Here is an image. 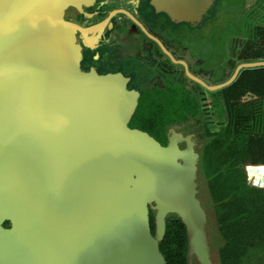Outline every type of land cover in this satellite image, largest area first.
<instances>
[{"label": "water", "instance_id": "obj_1", "mask_svg": "<svg viewBox=\"0 0 264 264\" xmlns=\"http://www.w3.org/2000/svg\"><path fill=\"white\" fill-rule=\"evenodd\" d=\"M76 1L0 0V264H167L159 242L169 213L186 225L190 259L195 190L182 167L195 159L172 138L165 147L128 126L139 93L123 75L82 74L79 28L62 19ZM197 3L176 0L171 16L193 22L209 9ZM170 56L211 92L264 67L240 64L208 86ZM150 209L159 210L155 236Z\"/></svg>", "mask_w": 264, "mask_h": 264}, {"label": "trees", "instance_id": "obj_2", "mask_svg": "<svg viewBox=\"0 0 264 264\" xmlns=\"http://www.w3.org/2000/svg\"><path fill=\"white\" fill-rule=\"evenodd\" d=\"M244 20L245 33L239 37L246 42L225 62L227 78L222 83L240 64L264 61V0H253ZM187 79L185 84L172 80L171 90L164 94L152 92L143 97L134 122L161 137L170 124L200 118L198 91L202 88ZM214 94L223 125L207 131L200 166L224 240L219 264H249L254 259L264 264V188L250 184L247 170L253 167L251 177L256 175L255 182L264 186V169L257 168L264 167V67L242 70L231 85ZM170 108L171 119H167ZM150 228L155 236L152 212ZM159 249L167 264H189L186 227L178 217L166 222Z\"/></svg>", "mask_w": 264, "mask_h": 264}, {"label": "flooded vegetation", "instance_id": "obj_3", "mask_svg": "<svg viewBox=\"0 0 264 264\" xmlns=\"http://www.w3.org/2000/svg\"><path fill=\"white\" fill-rule=\"evenodd\" d=\"M107 1L108 0H89L85 2L83 0H77L71 7H69L65 11L62 19L73 23L79 28L74 31V34L79 45L80 70L82 74H90L91 72L96 73L100 76L109 74H121L125 79H127L128 89L135 90L139 93L138 106L128 126L132 129L142 130L141 127L143 125L136 124L134 122L136 118V112L139 108V105L141 104L142 98L152 92L164 94L168 90H171L172 80L174 81L178 79V81L182 84L187 83V81L182 80L183 73H185L184 67L180 64H177L182 68V75L180 74L179 67L171 68L172 65L170 63L172 59L170 55L174 57L173 53L169 48H167V45L165 43L166 41L155 35V33L151 32L150 27H157V25H162L161 27H163L166 26V23L169 22L170 24H172V26H201L205 23L206 17L214 8L217 0H198L197 7L201 10V12L208 7L209 9L203 12L205 13L203 16L198 14L191 17L193 22H177V19L171 16V7L174 6L176 0H129L130 2H134L133 4L138 11H131L127 7L122 6L120 8H117L116 10L106 12L105 3L107 4V6H110L109 4L112 0H109L108 3ZM124 1L127 2L128 0ZM160 19L166 21V23L164 22L163 24H160ZM120 30L124 31L123 33H127L128 31L135 32L136 36L135 38H132V40L141 43L142 46H145L143 51L155 60L154 62L156 65L154 64V66L152 68H149L150 70H148L151 73L152 77L157 75L154 80L151 81V83H147L145 78H139L136 73L131 74L128 72H124L121 67H113V65L115 64L112 63L114 62H112L111 64L105 62L104 56L101 53V49H108V47H120L121 50L118 55L124 58L122 56L124 52L123 45L120 41L118 42V34ZM120 33L122 34V32ZM113 34L115 35V37L113 36ZM236 39H239V41H236ZM240 40L245 39L242 37L233 39V42H236V44L238 45L234 53H236L245 44ZM178 60L181 61L182 59L178 58ZM155 69L157 71L153 72V70ZM168 73L173 75V78L165 81V75ZM201 88L202 89L198 91V100L201 107L200 118L188 122L175 123L173 125L170 124L165 130V136L160 137L149 133L159 143H161L162 146L165 147L171 145V138L173 140L177 139L178 143L182 145L183 148L186 147L189 149V151H191L192 159H195L194 163H191L189 159V162L191 164H186L182 167V170L184 172H190V174L192 175L195 190V195L192 199L193 209L187 208L185 212L186 215L192 214V218H186V221L190 223L189 225L193 230V234L195 233V237L193 236L191 256L190 259H188L189 264H202V258L204 256L202 254L205 252L206 254H208V260L212 261L209 246L208 215L206 214L198 199V176L199 168H201V155L204 144L206 142L207 131L214 132L216 130H219L223 125L224 118L223 114L220 112L217 106L218 99L214 96H212L210 99L207 94L211 91L206 90L202 86ZM198 120H200L203 125L205 124L207 128V130H200V132L203 133L202 135H204L205 137L203 139H201L199 135L197 136L195 127L191 126L192 123ZM174 133H177V135L175 136ZM193 210H196V213L199 210L204 212L203 218L199 219V217ZM151 212L153 213L156 235V218L158 217L157 215L159 210L150 209V213ZM171 216H176L179 219L181 218V215L177 213H169L167 215L168 218H171ZM189 253L190 250L188 245L187 256H189ZM206 256H204V259H206Z\"/></svg>", "mask_w": 264, "mask_h": 264}, {"label": "rangeland", "instance_id": "obj_4", "mask_svg": "<svg viewBox=\"0 0 264 264\" xmlns=\"http://www.w3.org/2000/svg\"><path fill=\"white\" fill-rule=\"evenodd\" d=\"M252 1L253 0H217L214 8L206 17L205 23L201 26H172L170 22L166 23V21L160 19V24L165 22L166 26L161 27L162 25H157V27H150V29L151 32L166 41L167 48L171 50L176 60L181 58L188 64L189 71L193 75L201 79L208 86H216L222 84L227 78L224 67L225 62L237 49L238 45L236 42H233V39L245 33L244 12L252 4ZM133 3V1L130 2L129 0L127 2L124 0H112L109 4L110 6H107L105 3V11L109 12L111 10H116L122 6L127 7L131 11H135L137 8ZM120 32H122V34ZM123 32L122 30L119 31L118 42L120 41L123 45L124 52L122 56L124 58L118 55L121 50L120 47H108V49H101L105 62L110 64L114 62L112 64L117 66L113 65V67H121L124 72L131 74L136 73L139 78H145L147 83H151L157 75L152 77L148 70L154 66L155 60L143 51L145 46L132 40V38L136 36L135 32ZM113 36L115 37L114 34ZM170 64L172 65L171 68L179 67L180 74L182 75V68L180 66L175 64L172 60ZM155 71L157 70H153V72ZM171 78H173V75L168 73L165 75L164 80L168 81ZM182 80L189 82L185 73H183ZM215 92L216 91L209 92L207 94L210 99L215 95ZM165 118L171 119V108L167 110ZM191 126L195 127L197 136L199 135L201 139L205 138L200 130H207V128L200 120L192 123ZM174 134L175 136L177 135V133ZM177 143L178 140H174L173 146ZM191 162L194 163L193 160H191ZM249 168L250 167H248V174H251L252 171ZM257 168L264 169V167ZM253 177V180H255L256 175L253 174ZM198 199L208 215V234L212 263L219 264V248L223 245L224 240L219 234L215 222L214 206L212 205L213 203L211 201L207 182L201 168H199L198 176ZM168 220L169 218L167 217L166 222ZM249 264H257V261L254 259Z\"/></svg>", "mask_w": 264, "mask_h": 264}, {"label": "built area", "instance_id": "obj_5", "mask_svg": "<svg viewBox=\"0 0 264 264\" xmlns=\"http://www.w3.org/2000/svg\"><path fill=\"white\" fill-rule=\"evenodd\" d=\"M249 181H250V178H249ZM254 186H257L256 182L253 184ZM258 187V186H257Z\"/></svg>", "mask_w": 264, "mask_h": 264}]
</instances>
